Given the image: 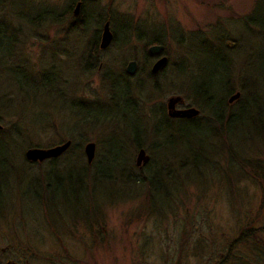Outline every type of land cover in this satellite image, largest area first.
Returning a JSON list of instances; mask_svg holds the SVG:
<instances>
[{
	"label": "rangeland",
	"instance_id": "rangeland-1",
	"mask_svg": "<svg viewBox=\"0 0 264 264\" xmlns=\"http://www.w3.org/2000/svg\"><path fill=\"white\" fill-rule=\"evenodd\" d=\"M31 1L0 0V132L16 143V156L9 159L12 170L4 167L9 175L0 186V264L6 259L64 264L67 256L78 264H217L241 224L264 222L254 171L240 177L238 169L243 158L264 163V132L248 139L250 126L245 123L227 130L228 137L215 122L194 128L186 121L190 117L168 115L167 101L179 96L183 105L197 108L189 88L197 80L208 82L216 71L223 77L224 65L230 71L224 80L228 88L261 85L264 32L253 20L264 21V0H99L95 12H105L108 5L120 16L143 18L146 32L154 26L162 33L168 61L153 76L147 73L153 58L144 53L133 31L127 33L124 19L117 41L97 48L95 56L89 42L95 24L71 30L23 24L20 29L16 10L30 9ZM36 1L41 8L63 2ZM131 60L137 71L128 74L125 67ZM258 94L259 104L247 99V113L258 116L264 126V90ZM66 140L70 145L56 157L59 166L76 159L80 164L111 159L114 151L106 150L122 145L116 155L119 162L125 158L122 173L135 181L87 186L77 200L58 195L46 210L28 192L35 178L45 181L50 162L28 160L25 152ZM88 141L96 144L90 163L84 153ZM139 147L149 155L142 165L135 163ZM195 148L197 168L191 161L195 155L183 159ZM119 167L111 169L116 176ZM155 168L160 176L153 179L150 192L146 180L153 178ZM75 213L86 219L72 217ZM13 235L17 249L8 248L3 238Z\"/></svg>",
	"mask_w": 264,
	"mask_h": 264
},
{
	"label": "trees",
	"instance_id": "trees-1",
	"mask_svg": "<svg viewBox=\"0 0 264 264\" xmlns=\"http://www.w3.org/2000/svg\"><path fill=\"white\" fill-rule=\"evenodd\" d=\"M253 22L255 25L259 26L263 30V33L264 21L262 22V20H253ZM221 58L222 60H225V56ZM223 70L226 72L223 77H220V75L216 71V73L209 76L208 82H205L203 80H197L194 81L193 85H191V88H189L188 91V93L192 96L193 99L191 104H197L199 114L192 119H187L186 121L189 122L188 124H192L194 128L199 126H206V124L208 123L215 122L218 124V130H220L221 133H224L225 137H228L227 130L233 131V126L235 124H249L248 126H250L251 129H248V139L252 138L254 135L257 134L260 135L264 132V126L259 123L260 118L256 115L248 114L247 110L250 107L248 98L251 99V104H259L260 97H258V90H261V88L262 90H264V76L261 83L262 86H257L253 83L241 84L240 90L238 91L240 92V96L242 94L243 99L241 98L240 100V97H238L232 102H228V97L235 91L233 87L228 88V85L225 84L226 81L224 80L230 74V71L227 70L226 65H224ZM163 116L165 117V115ZM201 117L202 122H200ZM180 120H185V118H181ZM164 121L166 122V120ZM19 128L20 127L15 129L17 130V132H15V134L17 135L18 133H21V131H19ZM209 129L211 131L210 127ZM17 135H15L14 137L16 138ZM239 140L240 139H238L237 141L242 142ZM156 142L160 144V146H162L161 142H158V140ZM229 144L233 146L232 142H230ZM35 145L38 146L37 143ZM139 145V143L135 142V148H137ZM155 146L157 147L158 145L154 143V147ZM114 148L115 149L113 150H106L107 153L114 151L113 158L108 159L100 157L101 159H98L97 161H94L91 164H80L78 159H76L69 160V163L65 164L64 166H59L56 163V160L59 157L46 158V161H49L50 165H48L49 167L47 168V176L45 177V181L41 182L40 179L35 178L33 181L35 186L32 191L28 192V194L32 193V196H34L35 194L36 198L32 197V199L37 201L38 204L43 202L47 206V210L51 206V204H53L56 196L59 195L63 199L67 200L71 196V199L77 200L79 192L87 186L89 188H94L98 185L111 184L115 183L116 181L121 182L123 185H126L128 183L131 184V182L135 181L133 180L132 175H127V173L123 175L122 173L124 169L125 158L120 159V161L122 162L121 163L119 162V159L116 156L118 154H121V152L123 151L122 145ZM162 148L160 149L162 150ZM190 152L191 154L188 153L187 156H185L183 159H186V161H190L189 158L195 155L192 157L191 161L195 165V168H197L200 162L198 161V156L196 155V148L194 150H190ZM15 154L16 143L13 139V136H9L5 133L0 132V186L1 183L4 182L9 175L8 174L7 176H5L8 173L6 171L12 170V163H10L9 159L15 158ZM202 154L203 152L201 149L199 155ZM205 159L207 158H204V160ZM262 162H260V159L258 158H243L240 159L238 163L240 177L242 176V174L246 173L248 169L255 172H253V178L256 179V181L258 182L259 186L261 187L262 193V198L259 205L260 210H264V181H261L264 180V163ZM105 164H108V166H106ZM117 164L120 165L117 170V172L119 173L118 176H116V174L112 173L111 171V169ZM4 167H8L6 171L4 170ZM87 168L92 169L93 172L91 173L87 170H84ZM152 172L153 178L148 177V179L146 180L151 186L150 192L155 189L153 186L154 183L152 182L153 179L158 178V176H160L159 169L155 168ZM117 178H119V180H117ZM89 182H91L90 185ZM246 214L244 215V218H247L249 216L248 214ZM75 215L79 216L83 215V213L72 214V217H74ZM86 216L79 217L82 219H86ZM4 222L9 223L8 221ZM3 238L9 241L8 248L17 249L15 235L8 238L6 236H3ZM20 241H23L22 237ZM13 243H15L16 245H14ZM23 246L24 243L22 242L19 248H22ZM218 257L219 260L217 264H264V222L262 224L255 225L252 224V220H247L245 223L241 224L240 230L236 237L233 238L229 242V244L225 246V249L222 251V254L220 253ZM65 260L66 262L64 264H78L79 262L78 259L76 260L75 258H70L69 256H67ZM6 263H8L7 259L3 264Z\"/></svg>",
	"mask_w": 264,
	"mask_h": 264
},
{
	"label": "flooded vegetation",
	"instance_id": "flooded-vegetation-1",
	"mask_svg": "<svg viewBox=\"0 0 264 264\" xmlns=\"http://www.w3.org/2000/svg\"><path fill=\"white\" fill-rule=\"evenodd\" d=\"M98 2L99 0H63L62 5L48 4L47 6L41 8V6L37 3L36 0H32L30 9L25 10L24 7H20V9L16 10V13L18 14V17L20 18L21 21L19 22L18 26L20 29H22L23 24L24 25L30 24V26L33 27H40L42 25H48V26L60 25L63 26L64 29L71 30L73 28L75 29L80 27L82 28L87 25L90 27L95 24L96 27L95 26L94 28L91 27L92 30H94L95 36L94 39H91V41L89 42L91 44L90 46H92V50H94V55L98 56V51L106 49L111 44L117 41V36H118L117 31L119 29V26L122 25L123 23H126L124 27H126L127 33L133 31L136 38L140 40L143 47L145 48L144 53L146 52L145 54H147L150 58H153L152 61L153 63H151V68L154 62L157 61L160 57L162 56L167 57L166 62L161 65L158 71L152 72L150 68L149 72H147L149 73L150 76L161 73V71L163 70V66H165V64L168 61V55L164 53L165 46L162 44V39H161L162 33L156 32L154 26L151 29V32H146V30L141 25L143 18L139 16L134 17L128 14H123L125 16H120L119 14L120 12L116 11L114 7L108 5L105 12H95L94 4H97ZM154 16H156V14ZM144 18L155 24L157 23L154 20L155 18L150 15L149 16L145 15ZM121 19H124L125 21L122 24L119 23L121 22ZM105 22H108V26L112 34V38L107 46L101 47L100 46L101 35ZM151 45H162L163 49L158 51L157 53H149L148 47H150ZM182 101L184 100L182 99L181 101L175 103V107L179 109L183 107L186 108V106L183 105L184 103ZM197 115L190 117V119L196 117ZM6 264H18V263L10 261Z\"/></svg>",
	"mask_w": 264,
	"mask_h": 264
},
{
	"label": "water",
	"instance_id": "water-1",
	"mask_svg": "<svg viewBox=\"0 0 264 264\" xmlns=\"http://www.w3.org/2000/svg\"><path fill=\"white\" fill-rule=\"evenodd\" d=\"M112 38V34L109 30L108 22H105L102 35H101V42L100 46L105 47L109 44L110 40ZM162 45H151L148 47L149 53H157L158 51L162 50ZM167 57L162 56L157 61L154 62L152 65L151 71L156 72L159 70L161 65L166 62ZM137 63L134 60H131L127 63L125 70L128 74H133L136 70ZM240 96L239 91H235L233 94H231L228 97V102H232L233 100L237 99ZM182 98L179 96H172L168 98L167 101V113L171 116H179V117H192L196 114H198V109L196 107L190 106L186 108L181 109H174L175 103L178 101H181ZM70 145V140H66L62 144L54 145L48 148H42V147H31L28 148L25 152V156L28 160L36 161V160H42L50 157H57L59 156L63 151H65L68 146ZM84 153L86 157V161L90 163L95 154V142L88 141L84 145ZM149 160V155L145 152L144 148H139L136 156H135V163L137 165L145 164Z\"/></svg>",
	"mask_w": 264,
	"mask_h": 264
}]
</instances>
